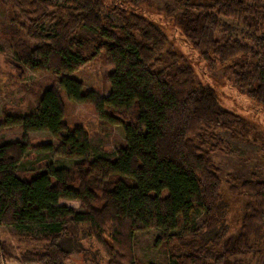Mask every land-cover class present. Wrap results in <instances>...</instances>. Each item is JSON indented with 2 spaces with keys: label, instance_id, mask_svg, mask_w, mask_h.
<instances>
[{
  "label": "trees",
  "instance_id": "obj_1",
  "mask_svg": "<svg viewBox=\"0 0 264 264\" xmlns=\"http://www.w3.org/2000/svg\"><path fill=\"white\" fill-rule=\"evenodd\" d=\"M50 1L0 3L6 8L2 10L4 15L8 10L24 14L28 11L42 19V10L53 5ZM70 1L72 6L63 9L66 21L58 22L51 32L41 25L37 34L28 38L12 28L18 35L14 44L18 63L34 71L49 72L56 79L40 93L38 112L29 118L8 117L0 123L6 128L20 126L25 133L24 141L0 144V226L19 232L40 230L53 245L45 253L29 252L18 258L9 245L0 241V264L9 260L20 264H65L67 253L57 240L72 225L90 227V236L108 254L109 264L118 263L112 258L126 261L129 256L125 252L133 250L135 234L149 230L162 232L167 245L177 244L190 251L183 259L171 257L169 264H226V254L215 256L208 247L218 248L231 232L228 205L218 174L210 159L201 154L195 138L204 130L239 129L242 133L245 122L221 106L214 90L194 85L189 70L181 69L174 76L153 70L151 49L160 47L162 37L158 26L133 13L126 16L119 8L120 0L110 8L106 0ZM184 5L203 11L196 27L189 30L195 46L202 53L209 51L221 61L232 62V67L239 69L237 82L246 86L250 98L264 104V43L254 49L235 41L220 44L215 38L220 16L251 24L258 11L234 0H186ZM104 10L121 13L126 24L123 35ZM135 28L141 30L145 43H139ZM83 30L102 39L98 50L105 52L112 67L108 97L97 106L99 119L105 126L121 128L124 134L117 156L96 166L97 175L106 183V188L98 192L93 190V183L82 177L76 179L64 168L48 164L23 171L19 167L30 150L26 137L29 132H49L73 156L83 157L89 149L88 143L82 141L88 135L83 128L66 127L62 94L77 104L90 103L93 98L71 78L98 55L87 58L79 50L77 35ZM53 149L52 145L41 148L44 152ZM242 193L248 200V215L244 219L245 233L237 243L239 248L255 236L264 235V183L246 182ZM61 201L80 202L86 212H76L61 205ZM199 208L206 217L203 231L187 241L178 236L179 230L192 222ZM258 219L260 229L255 231L253 222Z\"/></svg>",
  "mask_w": 264,
  "mask_h": 264
},
{
  "label": "rangeland",
  "instance_id": "obj_2",
  "mask_svg": "<svg viewBox=\"0 0 264 264\" xmlns=\"http://www.w3.org/2000/svg\"><path fill=\"white\" fill-rule=\"evenodd\" d=\"M185 1L134 0L131 4L128 0H120L119 8L124 10L126 16L133 13L160 28V47L157 50L151 49V65L155 72L174 76L181 69L189 70L194 85H203L214 90L221 106L245 122L242 133L239 129L217 132L204 130L195 138L201 154L210 159L212 168L218 174L221 193L228 205L227 224L231 227L230 234L221 246L215 248L211 245L208 249L212 250L215 256L226 254V264H264V235L255 236L241 248L237 247L239 239L245 233L244 219L248 215V200L242 193V186L250 181L264 183V104L250 98L246 86L237 82L236 72L239 69L232 67V62L221 61L222 58L209 51L202 53L195 46L189 30L196 27V21L203 11L185 6ZM234 1H240L245 7L258 11L257 17L251 19V24H248L239 19L220 16L217 18L219 26L215 38L220 44L235 41L257 49L258 43H264V0ZM50 2L53 5L40 13L42 19H37L38 14L28 11L24 14L8 10L4 15L2 10L5 7L0 3V123L8 117L29 118L38 112L40 93L50 87L56 79L49 72L34 71L25 64L21 69L13 65L14 62L18 63L14 48L18 35L14 34L13 29L29 38L37 34L36 31L41 25L51 32L58 22L66 21L63 9H69L72 6L71 1ZM116 2L117 0H106L105 4L110 8ZM103 12L111 18L118 33L123 35L122 29L126 24L121 13L114 10L110 13L108 10ZM27 16H30V19H27ZM133 31L139 43H145L141 30L135 28ZM77 40L79 50L84 56L90 58L98 54L94 60L71 76L83 85L84 94L91 93L93 98L90 103L77 104L69 101L62 92L66 106L64 122L67 128L84 129L88 135L83 136L82 141L88 143L89 149L83 157L73 156L68 148H61L58 139L49 132H29L26 137L30 150L19 167L23 171L46 167L48 164L54 168H64L68 173L75 175L76 179L82 177L93 183V190L98 192L106 188V183L97 175L96 166L102 165L106 158L117 156L124 143V134L119 127L105 126L97 111L98 104L108 97V76L112 70L108 56L102 49L98 50L103 43L102 39L83 30L77 35ZM248 58L251 59L250 56ZM24 134L20 126L0 127V144L24 141ZM48 145H52L54 149L46 152L41 150L43 146ZM61 205H67L76 212H86L80 202L61 201ZM260 220L253 222L255 231L260 229ZM205 221L204 211L199 208L193 213L192 222L181 228L178 236L191 241L189 238L192 235L201 233ZM89 230L90 227L86 225H72L66 234L57 240L58 245L67 253L65 264H109L108 254L96 239L90 236ZM165 237L157 230L137 232L133 250L125 252L129 258L126 261L119 257L112 259L117 261V264H169L171 257L183 259L190 255L188 249L180 248L177 244L167 245ZM0 241L9 245L18 258L29 252L45 253L51 250L53 245L51 238L40 230L19 232L8 226H0Z\"/></svg>",
  "mask_w": 264,
  "mask_h": 264
},
{
  "label": "water",
  "instance_id": "obj_3",
  "mask_svg": "<svg viewBox=\"0 0 264 264\" xmlns=\"http://www.w3.org/2000/svg\"><path fill=\"white\" fill-rule=\"evenodd\" d=\"M13 65L17 68H23L21 64L17 63V62H14Z\"/></svg>",
  "mask_w": 264,
  "mask_h": 264
},
{
  "label": "crops",
  "instance_id": "obj_4",
  "mask_svg": "<svg viewBox=\"0 0 264 264\" xmlns=\"http://www.w3.org/2000/svg\"><path fill=\"white\" fill-rule=\"evenodd\" d=\"M4 264H20V263L15 261H6Z\"/></svg>",
  "mask_w": 264,
  "mask_h": 264
}]
</instances>
